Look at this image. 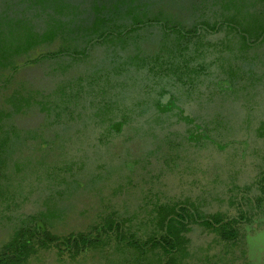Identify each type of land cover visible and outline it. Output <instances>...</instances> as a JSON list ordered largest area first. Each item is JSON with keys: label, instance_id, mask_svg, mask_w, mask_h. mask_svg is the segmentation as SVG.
<instances>
[{"label": "trees", "instance_id": "trees-1", "mask_svg": "<svg viewBox=\"0 0 264 264\" xmlns=\"http://www.w3.org/2000/svg\"><path fill=\"white\" fill-rule=\"evenodd\" d=\"M262 219L264 0H0V264H250Z\"/></svg>", "mask_w": 264, "mask_h": 264}, {"label": "rangeland", "instance_id": "rangeland-1", "mask_svg": "<svg viewBox=\"0 0 264 264\" xmlns=\"http://www.w3.org/2000/svg\"><path fill=\"white\" fill-rule=\"evenodd\" d=\"M58 47H59V44H54L49 48L42 47L39 50L33 52V54L31 55L30 58L22 59L21 64L25 63L26 60L34 59V58L38 57L39 55H42L43 53H46V52H49L52 50H57ZM18 81H26L34 88L43 89V90L48 91L53 87L55 79H53L51 77H47L45 65L44 66L28 65V66H24L20 70L19 74L16 76V80L12 84V88L17 84ZM43 120H44L43 115L38 114V113H31V114H28L27 116H24V117H18L16 119V122L23 129H36L42 125ZM133 146H134L135 151H136L137 146L134 144H133ZM120 147H121V145L118 144V148H120ZM208 173L209 174L213 173V169L211 167H208ZM248 206H249V204L246 201H244L243 207H248ZM241 208H242L241 205H239L236 208V210L233 212V214L234 215L239 214ZM110 210L107 212V214L110 212ZM26 212H27V214H30V215H34L36 213L35 208L31 207V206H29L27 208ZM98 213L99 212L97 209L91 210L93 222H92V219H81L80 221H74V222L72 221L70 226L62 229V232L59 233L60 234L59 236L62 239H64V238L70 237L71 235H76L78 233L86 234L89 232H94L95 228L99 224L103 223L102 222L103 218H101ZM206 214L208 215V213H206ZM107 218H110L112 220H116V219L121 220L124 223V231H125V234H127V235H130L132 233H136V235L141 239H147L148 237L153 236V235H156L157 237H161L164 235V229H162L161 227L159 228V230H157L156 233H154L153 229H151V230L147 229L146 230L145 227L132 226V224L134 222H128L129 217L124 216V214L121 212L114 214L113 216H107ZM258 224H259L258 222H255V224H252L249 227H247V231H248L247 239H248V241L251 240L255 244L256 249L264 248V242H258L256 240V238L259 237L261 233H264L263 228H259L257 230V232H254V230H256ZM200 232H201L200 226L192 225V228H190V230H189V232H187L186 236L188 238H196V237L199 238V234H201ZM206 236L207 235H202V238H205ZM7 241H8L7 235L0 233V251L2 250L4 244ZM248 244H249V242H248ZM249 248H250V244H249ZM255 255L257 257H260V264H264V254L260 253L259 251H256ZM174 261H176V260H174ZM250 261L253 264H257L256 259H250Z\"/></svg>", "mask_w": 264, "mask_h": 264}, {"label": "clouds", "instance_id": "clouds-1", "mask_svg": "<svg viewBox=\"0 0 264 264\" xmlns=\"http://www.w3.org/2000/svg\"><path fill=\"white\" fill-rule=\"evenodd\" d=\"M256 240L258 242H264V233H261L260 236L256 238ZM249 244H250V248H249L250 259H256L257 264H260V257H257L255 255V252L259 251L260 253L264 254V248L256 249L255 244L251 240L249 241Z\"/></svg>", "mask_w": 264, "mask_h": 264}, {"label": "flooded vegetation", "instance_id": "flooded-vegetation-1", "mask_svg": "<svg viewBox=\"0 0 264 264\" xmlns=\"http://www.w3.org/2000/svg\"><path fill=\"white\" fill-rule=\"evenodd\" d=\"M192 122H193V120H192ZM207 162V161H206ZM256 222H258V223H260V222H264V219H262V221H260V220H257ZM252 224H255V223H252ZM252 224H250V225H252ZM250 225H248V224H244L243 225V227H244V229H245V233H246V240H247V249H248V258H249V261H250V257H249V244H248V239H247V234H248V231H247V227H249ZM260 228V224H258L257 225V228H256V230H254V232H257V230ZM261 228H263L264 229V227H261ZM264 231V230H263ZM250 264H253L251 261H250Z\"/></svg>", "mask_w": 264, "mask_h": 264}]
</instances>
